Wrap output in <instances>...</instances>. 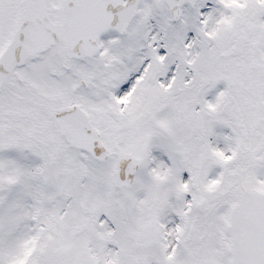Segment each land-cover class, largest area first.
<instances>
[{
  "label": "snow or ice",
  "instance_id": "snow-or-ice-1",
  "mask_svg": "<svg viewBox=\"0 0 264 264\" xmlns=\"http://www.w3.org/2000/svg\"><path fill=\"white\" fill-rule=\"evenodd\" d=\"M0 264H264V0H0Z\"/></svg>",
  "mask_w": 264,
  "mask_h": 264
}]
</instances>
